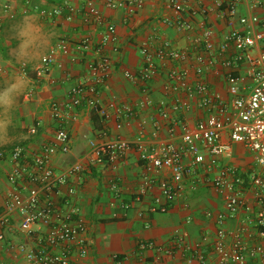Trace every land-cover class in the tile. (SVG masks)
<instances>
[{
    "label": "built area",
    "instance_id": "built-area-1",
    "mask_svg": "<svg viewBox=\"0 0 264 264\" xmlns=\"http://www.w3.org/2000/svg\"><path fill=\"white\" fill-rule=\"evenodd\" d=\"M16 1L2 5L6 18L15 17ZM82 1L81 8L68 0L61 5L34 8L43 19L72 21L80 15L86 26L103 28L96 40L90 35L77 40L60 35L33 70L35 81L43 82L55 66L62 67L59 58L65 56L72 63L83 60L87 78L73 84L66 99L51 102L50 113L58 121V126L50 141L34 148L16 144L6 151L0 150V163L8 168L7 181L10 184L4 212L0 214V241L4 240L5 229L12 214L16 213L20 232L34 244L30 247L26 243L18 245L25 255V264H83L80 260L86 255L84 236L87 226L80 207L72 200L75 188L70 181L73 176L80 177L84 164L92 165L105 157L114 165L134 149L145 171L137 197H143L154 188L159 189L151 211L166 212L182 194L184 178L197 166L215 169L216 173L209 182L222 195L226 211L215 215L218 227L211 244L218 263L264 264V52H254L264 39V32L257 31L255 26L264 27V20L256 15L240 16L238 21L242 29H230L217 46L204 23L191 38L189 48H178L166 38L159 39L156 48L152 47V42H143L139 47L141 66L122 72L126 80L143 84L142 98L134 106L119 104L115 98L101 105L97 99L98 87L110 78L113 70V61L106 50L109 47L114 52L119 51V35L114 23L105 22L94 0ZM240 2L225 0V16L230 24ZM22 3L31 6V0H22ZM105 4L111 10H121L124 21H128L143 8L145 0H105ZM167 4L175 11L176 17L163 21L179 31H194V24L182 15L186 4L179 0H167ZM189 11L190 16L197 13ZM166 61L176 65L167 71L162 86L163 93L172 97L171 102L164 98L155 100L150 95V83L161 76V64ZM217 62L226 68L223 80L227 96L211 88L206 81L207 72ZM21 72L26 75L25 66L21 67ZM32 96L33 89L24 95L25 100ZM191 97H195L196 106L201 110V117L194 124H190L184 115L192 107ZM83 105L98 113L105 122L115 117L118 128L129 123L146 107H154L159 117L150 120V137L147 138L145 129L148 121L141 119L134 140L117 139L106 144L91 140L84 163L70 164L66 170L58 172L52 166V159L70 151L71 138L65 125L78 118L75 110ZM163 128L167 133L164 139L160 138ZM38 129L39 122H36L29 127L28 135L35 137ZM236 142L243 143L254 154L257 169L243 175L238 167L221 164L223 158L232 156L233 143ZM185 158L190 159L189 163ZM163 170H169L168 177L156 180L150 176ZM61 186H67L65 196H60ZM111 190L119 193L116 183H112ZM247 191L252 196L250 204ZM206 216L214 215L208 211ZM226 217L240 220L241 225L233 231L224 229ZM228 237L231 243L227 242ZM207 240L208 235H203L202 241ZM178 242H182L181 237ZM200 246H195L193 257L203 262ZM139 247L154 248L155 243L141 242ZM172 252L171 249L165 250L168 255ZM112 257L115 264H124V257L118 254Z\"/></svg>",
    "mask_w": 264,
    "mask_h": 264
},
{
    "label": "crops",
    "instance_id": "crops-1",
    "mask_svg": "<svg viewBox=\"0 0 264 264\" xmlns=\"http://www.w3.org/2000/svg\"><path fill=\"white\" fill-rule=\"evenodd\" d=\"M55 1L57 4L46 7L61 5L64 2V0ZM68 1L79 8L83 4L82 0ZM179 1L186 4L182 15L194 24L195 29L192 32L179 31L163 21L165 18L174 19L176 17L175 11L168 6L167 0H145L143 8L128 21H124L121 10L109 9L105 0H94L105 22L114 23L119 35V51L114 52L109 47L106 50L113 61V70L110 78L98 87L99 104L105 105L115 98L119 104L134 106L142 98L143 84H134L126 80L122 72L124 69L135 70L141 66L139 47L143 42H152V47L156 48L158 40L166 38L178 48H189L191 38L200 31V24L204 23L212 33V42L217 46L223 35L230 29H242L238 21L240 16L256 15L264 20V0H241L238 12L231 24L225 16V0ZM35 7L41 6L34 4L31 8ZM189 10L197 13L190 16ZM201 10L206 12L202 13ZM53 21L72 40L86 35L96 40L103 28V26L96 28L86 26L80 15L72 21H66L63 18H56ZM255 29L264 32V27L260 25H256ZM34 39L35 42H25V45L30 48H37V46L45 48V44L49 43L44 36ZM53 43L47 47V51ZM254 52H264V39L256 46ZM59 61L62 67L55 66L50 76L43 82H36L32 71V76L28 80L38 88L36 99H33L34 102L30 104L19 107L18 110L15 97L24 83L16 80L14 84L8 86V89L0 87V119L1 114L2 118L9 117V120L3 124L9 130L4 133L0 146L8 143L11 136L13 139L23 140L28 148H34L50 141L58 126V121L51 116L50 106H46L45 103L49 99H51L50 102L66 99L70 87L87 78V69L83 60L72 63L68 57L61 56ZM175 66V63L169 61L161 64V76L150 83V95L155 100L164 98L171 102L172 97L163 93L162 86L165 74ZM225 72L226 68L217 62L206 74V81L210 87L219 91L223 96L228 95L223 80ZM67 75L68 80H66ZM23 100L28 101L25 97ZM191 104V109L184 112V115L190 124H194L201 117V110L196 106L195 97H191ZM15 110L18 113L16 115ZM75 111L78 118L65 125L71 138L70 151L64 155H56L52 159V166L58 172L66 170L70 164L80 161L84 163V156L90 150L91 140L105 144L117 139L134 140L140 130L139 121L141 119L148 121L145 129L147 138L150 137V120L159 117L154 107H146L141 109L129 123L118 128L117 120L113 116L105 122L98 113L89 110L84 105L77 107ZM16 118L21 120L29 118L31 124L28 129L34 123L39 122L35 137L22 135L19 127L15 128L17 124L12 122ZM103 131L105 134H102ZM166 137L167 133L163 128L160 138ZM189 160L185 158L186 163H189ZM221 164L234 165L243 175L257 169L254 154L240 142L233 143L232 156L223 158ZM144 173L137 152L132 149L114 165L109 164L105 157H101L92 165L84 164L80 177L79 175L72 177L70 184L75 188L72 200L80 207L81 215L87 226L84 236L87 242L86 255L81 258L80 262L83 264H115L112 256L118 254L125 258L124 264H219L211 243L218 227L215 215L225 214L226 211L222 195L209 182L216 173L215 169L197 166L191 175L184 178L182 194L168 206L166 212L150 210L153 198L159 194V189L154 188L143 197H137V190L142 183ZM7 174V166L0 164V214L4 212V200L10 189ZM150 176L156 180L166 178L169 176V170H163ZM112 183L117 184L119 193L111 190ZM60 191V196H65L67 186H61ZM251 197L250 191H247L249 204L252 203ZM127 204H130V207H126ZM208 211L214 216L207 217ZM240 225V220L226 217L223 227L228 231H233ZM205 234L208 235V240L203 242L202 237ZM179 237L182 239L180 243L178 242ZM148 241L154 242L155 247L146 249L139 247L141 242ZM227 242L231 243L230 237ZM21 243H26L28 247L34 245L32 239L20 232L19 217L13 213L9 226L5 229V238L0 241V264H25V255L18 249ZM197 244H201L203 262L193 257V250ZM166 249H171L172 254H166Z\"/></svg>",
    "mask_w": 264,
    "mask_h": 264
},
{
    "label": "rangeland",
    "instance_id": "rangeland-1",
    "mask_svg": "<svg viewBox=\"0 0 264 264\" xmlns=\"http://www.w3.org/2000/svg\"><path fill=\"white\" fill-rule=\"evenodd\" d=\"M10 1L11 0H0V18L2 19V29L0 32V87L3 89L6 87V89H8V86L14 84L16 80L22 81L24 83L23 87L18 89L19 93L15 97L17 99L15 101L17 106L16 109L18 110L19 107L21 108L26 104H30L34 102L33 99H36V92L38 91V88L28 79L31 78L32 71L35 69V66L41 59V56L46 53L47 47L60 35H65V32L59 27V25L53 23V19H43L38 15L37 10L31 8V6H34V4L41 7L57 4L55 0H31V6L23 5L22 0H17L15 2L16 15L12 19L6 18L2 13V5ZM40 36H44V39L49 42L45 44V48L42 46L30 48L25 45V42H35L34 38H39ZM22 66H25L27 69L26 75L21 72ZM29 89H33V96L30 98V100L24 102V94ZM49 100L45 103V105L48 107L52 102ZM14 114L16 115L18 113L16 112ZM7 120H9V117L2 118L1 114L0 141H2V137L6 130L7 132L9 130L3 125L4 122H7ZM12 122L13 124H17V127L15 128L17 129L19 127L18 129L22 131V135H28V126L31 124V120L29 118H23L22 120L16 118ZM32 141H34L33 138ZM16 144L25 146L23 140L19 141V139H13V136H11V139L8 143L0 146V150L1 148H9ZM3 167L6 168L5 166Z\"/></svg>",
    "mask_w": 264,
    "mask_h": 264
},
{
    "label": "trees",
    "instance_id": "trees-1",
    "mask_svg": "<svg viewBox=\"0 0 264 264\" xmlns=\"http://www.w3.org/2000/svg\"><path fill=\"white\" fill-rule=\"evenodd\" d=\"M1 150H3V151L5 150V151H6L7 149H5V148H1Z\"/></svg>",
    "mask_w": 264,
    "mask_h": 264
}]
</instances>
